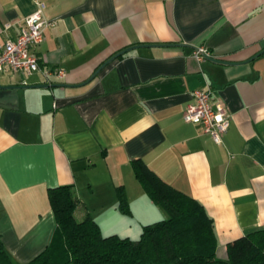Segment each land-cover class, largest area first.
I'll use <instances>...</instances> for the list:
<instances>
[{"label": "crops", "instance_id": "0c3cea01", "mask_svg": "<svg viewBox=\"0 0 264 264\" xmlns=\"http://www.w3.org/2000/svg\"><path fill=\"white\" fill-rule=\"evenodd\" d=\"M38 1L56 21L35 48L41 69L0 72V236L12 257L49 244L51 187L73 185L76 217L89 213L105 235L138 238L165 218L136 159L204 204L219 258L264 227V0H0V46ZM199 46L211 56L198 60ZM198 88L230 114L221 143L183 118Z\"/></svg>", "mask_w": 264, "mask_h": 264}, {"label": "trees", "instance_id": "16d2710c", "mask_svg": "<svg viewBox=\"0 0 264 264\" xmlns=\"http://www.w3.org/2000/svg\"><path fill=\"white\" fill-rule=\"evenodd\" d=\"M133 167L150 198L167 213L145 224L138 238L103 234L89 213L78 219L76 189L59 185L48 190L56 218L49 244L36 257L20 262L0 236V264H264V227L230 241L227 257L219 258L215 222L204 204L162 179L144 160H134ZM118 201L129 211L122 187Z\"/></svg>", "mask_w": 264, "mask_h": 264}, {"label": "built area", "instance_id": "2783aa9c", "mask_svg": "<svg viewBox=\"0 0 264 264\" xmlns=\"http://www.w3.org/2000/svg\"><path fill=\"white\" fill-rule=\"evenodd\" d=\"M45 4L38 1L34 12L25 17V23L16 38H9L0 46V72L27 74L41 69L39 55L35 48L45 38V30L55 24L54 19L44 16ZM206 46L195 49L198 60L211 56ZM48 78L51 75L64 76L63 70L43 69ZM183 118L186 122L202 125L211 138L221 143L230 125V114L223 102H213L210 89L198 88L193 91V101L188 103Z\"/></svg>", "mask_w": 264, "mask_h": 264}, {"label": "water", "instance_id": "95a60500", "mask_svg": "<svg viewBox=\"0 0 264 264\" xmlns=\"http://www.w3.org/2000/svg\"><path fill=\"white\" fill-rule=\"evenodd\" d=\"M137 45H133V46H129L123 50H120L119 52H117L116 54L112 55L111 57H109L107 60H105L93 73L91 78H94L105 66H107L111 61H113L115 58H117L118 56L122 55L124 52L128 51L129 49L136 47ZM47 84H36V85H32V86H46ZM30 86V85H29Z\"/></svg>", "mask_w": 264, "mask_h": 264}, {"label": "rangeland", "instance_id": "374dc122", "mask_svg": "<svg viewBox=\"0 0 264 264\" xmlns=\"http://www.w3.org/2000/svg\"><path fill=\"white\" fill-rule=\"evenodd\" d=\"M139 235H140V233H139Z\"/></svg>", "mask_w": 264, "mask_h": 264}]
</instances>
